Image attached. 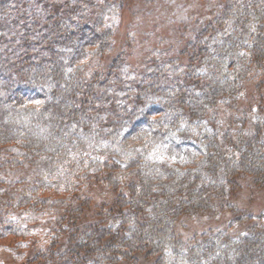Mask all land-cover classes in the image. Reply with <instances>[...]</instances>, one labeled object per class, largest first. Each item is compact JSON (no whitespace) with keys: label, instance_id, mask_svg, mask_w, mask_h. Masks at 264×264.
Masks as SVG:
<instances>
[{"label":"trees","instance_id":"obj_1","mask_svg":"<svg viewBox=\"0 0 264 264\" xmlns=\"http://www.w3.org/2000/svg\"><path fill=\"white\" fill-rule=\"evenodd\" d=\"M219 2L178 57L138 72L105 66L110 0H0V237L15 251L47 222L32 264H264V212L230 203L243 176L264 189V108L239 113L247 87L263 94L264 0ZM224 212L226 231L177 235Z\"/></svg>","mask_w":264,"mask_h":264},{"label":"rangeland","instance_id":"obj_2","mask_svg":"<svg viewBox=\"0 0 264 264\" xmlns=\"http://www.w3.org/2000/svg\"><path fill=\"white\" fill-rule=\"evenodd\" d=\"M113 12L108 26L114 30L113 52L105 60V66L122 56L133 71L143 72L155 62L178 57L201 27L207 26L223 6L219 0H110ZM103 65V67H105ZM257 84L246 89L245 103L239 113H244L250 103L257 109L264 108V89L257 95ZM229 112L225 121L239 116ZM236 114V115H235ZM241 116V115H240ZM253 122V121H252ZM237 192L230 196V203L239 213L259 216L264 212V189L255 186L249 176L241 177ZM95 199L100 198L95 193ZM233 214L224 212L219 217L185 218L177 226V235L185 242L199 240L215 231H226ZM249 225L237 228L244 231ZM38 236L31 239L25 249L14 250L19 240L0 237V264H32L37 254L49 247L47 222L38 226ZM230 231V229H229ZM260 257V256H259ZM141 264H152L142 262Z\"/></svg>","mask_w":264,"mask_h":264}]
</instances>
